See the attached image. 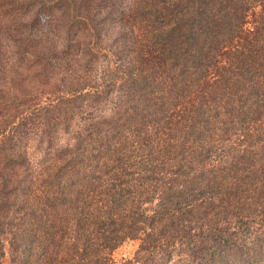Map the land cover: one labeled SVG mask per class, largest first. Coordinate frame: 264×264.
Returning a JSON list of instances; mask_svg holds the SVG:
<instances>
[{
  "label": "trees",
  "instance_id": "obj_1",
  "mask_svg": "<svg viewBox=\"0 0 264 264\" xmlns=\"http://www.w3.org/2000/svg\"><path fill=\"white\" fill-rule=\"evenodd\" d=\"M0 264H264V0H0Z\"/></svg>",
  "mask_w": 264,
  "mask_h": 264
},
{
  "label": "rangeland",
  "instance_id": "obj_2",
  "mask_svg": "<svg viewBox=\"0 0 264 264\" xmlns=\"http://www.w3.org/2000/svg\"><path fill=\"white\" fill-rule=\"evenodd\" d=\"M136 248H137V244L135 242H127L115 252L114 257L116 261L120 262L122 258H128V257L129 259H131L133 257Z\"/></svg>",
  "mask_w": 264,
  "mask_h": 264
}]
</instances>
